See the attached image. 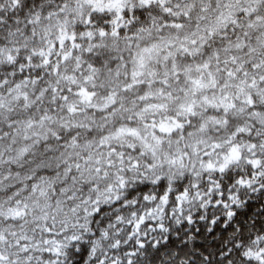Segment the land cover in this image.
I'll return each instance as SVG.
<instances>
[{
  "label": "trees",
  "instance_id": "obj_1",
  "mask_svg": "<svg viewBox=\"0 0 264 264\" xmlns=\"http://www.w3.org/2000/svg\"><path fill=\"white\" fill-rule=\"evenodd\" d=\"M0 264H264V0H0Z\"/></svg>",
  "mask_w": 264,
  "mask_h": 264
},
{
  "label": "rangeland",
  "instance_id": "obj_2",
  "mask_svg": "<svg viewBox=\"0 0 264 264\" xmlns=\"http://www.w3.org/2000/svg\"><path fill=\"white\" fill-rule=\"evenodd\" d=\"M195 42H197V40H195ZM181 47L188 48L187 45L184 44L183 40L164 41L144 47L137 56L136 64L132 68V77L138 81L146 73L149 62L157 61L159 59H168L174 56V52ZM191 80L193 87L191 90L192 92L180 105L184 112L195 111V109L198 106L203 105L204 102H214L217 99H223V97L208 92L209 88H213L214 84L212 77L205 69L199 68L197 70V75L191 77ZM160 104L161 103H158V105ZM123 133L137 135V132L133 130L125 129L119 132V134ZM232 158L233 156H230V154H225L223 156V160H230Z\"/></svg>",
  "mask_w": 264,
  "mask_h": 264
}]
</instances>
